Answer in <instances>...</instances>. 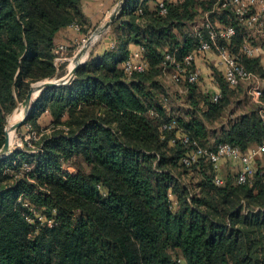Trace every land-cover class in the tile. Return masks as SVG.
<instances>
[{"label":"trees","instance_id":"obj_1","mask_svg":"<svg viewBox=\"0 0 264 264\" xmlns=\"http://www.w3.org/2000/svg\"><path fill=\"white\" fill-rule=\"evenodd\" d=\"M162 1L164 12L159 0H129L111 30L115 45L92 51L71 83L35 100L26 123L41 134L40 150L0 160V264H264L263 167L245 182L229 171L219 184L209 156L182 162L191 146L176 138L181 131L211 150L261 145L264 93L250 105L251 83L233 87L215 71L219 98L183 78V108L166 101L162 80L175 71L167 54L183 62L197 49L190 28L205 14L236 28L220 42L247 71L264 79V64L243 50L248 34L233 6ZM69 25L84 39L90 33L83 0H0V148L31 85L64 74L56 37ZM130 43L143 47L148 68L128 75ZM173 119L177 126L164 129Z\"/></svg>","mask_w":264,"mask_h":264},{"label":"built area","instance_id":"obj_2","mask_svg":"<svg viewBox=\"0 0 264 264\" xmlns=\"http://www.w3.org/2000/svg\"><path fill=\"white\" fill-rule=\"evenodd\" d=\"M223 6H233L236 13L244 24L248 27H256L259 29L264 28V0H223ZM160 6L165 11L164 2H160ZM141 10V9H140ZM77 26V25H76ZM78 27V26H77ZM206 29L209 38L205 39L203 30ZM238 34L236 28L232 25L222 26L213 22L209 14H205L200 21L195 23L194 35L201 39L200 44L194 52L184 56L183 62L176 59L175 55L169 53L166 55L165 63L167 62L175 65V71L172 78L175 82L179 83L183 78H187L190 82H198L202 76V70L197 66V57L199 54H206L214 51L219 55V63L223 69V74L226 81L231 86H237L241 81L251 83L250 91L254 94L256 100L261 102V97L264 93V87L261 85L262 79L253 74L243 66L237 55H235L228 45L220 42L221 40L231 41L234 36ZM85 40V39H84ZM68 50L66 44H61L56 48V62L62 63L65 58L64 52ZM243 50L250 56L263 53L264 48L260 45H252L246 42ZM123 68L128 75L134 72H141L148 68V61L144 56V49L132 51L129 58L123 62ZM220 96V92L215 93L213 99L216 101ZM261 114L264 117V108L261 109ZM177 126L176 120L173 119L163 126L164 129L171 130ZM176 138L181 140L186 145H190L182 162L190 165L199 161L203 156H209L214 162L217 170L220 169L222 160L231 159L240 164L238 175L239 182H245L255 172V161L258 156L264 154V143L256 147L250 148L246 152L241 151L238 147L230 143H220L215 150L208 149L201 146L197 141L191 140L186 134L181 131L176 133ZM172 139V142L176 141ZM32 168V167H31ZM223 178L217 176V183H223Z\"/></svg>","mask_w":264,"mask_h":264},{"label":"crops","instance_id":"obj_3","mask_svg":"<svg viewBox=\"0 0 264 264\" xmlns=\"http://www.w3.org/2000/svg\"><path fill=\"white\" fill-rule=\"evenodd\" d=\"M119 1L120 0H83V13L85 14V16L88 19L89 24H90L89 32L92 31L93 29L95 30L98 26L102 25L103 23H105L107 21V19L110 17L112 12L114 11L115 7L118 5ZM141 1L142 0H140V3H141ZM159 1H162V0H159ZM138 5H139V3H138ZM150 5L153 6L154 3H150ZM113 25L111 26V28L109 30H107L106 33H104L98 39L99 40L98 43H95L94 45H92V47L89 51V54H90V52L93 51L94 55L100 56L101 54H103V52L106 49L111 48L112 46L115 45L114 35L111 31ZM85 36L86 35L80 30L79 27H77L76 25H69L65 28H62L59 31V33L56 37V44H57V46H59L61 44H66L68 46V50L64 52V56L68 57L69 53L75 51L76 48H73V47H75V45L78 44L80 41H83ZM246 42H247V39L245 40V43ZM140 47L141 46L138 45L137 43H130L129 44V49L132 51H135V50L139 49ZM255 56L261 57L262 62L264 64V57H263L264 51H263V53L256 54ZM87 57L85 59H87ZM196 63H197V66H199L201 68L202 75H204V74L209 75L210 80H212V82L216 81L215 80V69H214V67H211L212 63H215L217 65V67L221 69V71L223 73V69L219 63V55L214 51H210L206 54H199L197 57ZM172 72L173 71L171 70V73ZM177 85H182V84L177 83ZM182 87H183V89L182 88L177 89L176 91L168 88L170 97H169V99H166V101L168 100L167 102L170 101L172 103V105H170V106H173V105L180 106L182 104L181 101L184 100V98L186 97V94H187V90L184 88L183 85H182ZM180 91L183 92V94H184L183 96L177 93ZM178 98H181V99L178 100ZM183 105H185L184 101H183ZM175 112H177V111H175ZM43 115H45V116L47 115V117H49V122L52 120V117H51L49 112H46ZM227 160L231 161L232 163L237 162V161H234L231 159L222 160L219 176H221L223 179H224V175L227 173V172L226 173L223 172V163L226 162Z\"/></svg>","mask_w":264,"mask_h":264},{"label":"rangeland","instance_id":"obj_4","mask_svg":"<svg viewBox=\"0 0 264 264\" xmlns=\"http://www.w3.org/2000/svg\"><path fill=\"white\" fill-rule=\"evenodd\" d=\"M213 22H215V21H213ZM217 24L221 25L220 23H217ZM242 24L244 25V27L247 30V34H248L247 42L251 43L253 45H258V46L260 45L261 47L264 48V28H262V29H259L256 27L250 28L246 24H244V23H242ZM93 31H94V29L92 31H90V33L87 35V37L85 39H87L92 34ZM194 31H195V24H193L192 27L190 28V32L193 35H194ZM99 38L94 39L93 45L95 43H98ZM84 41L85 40L80 41L78 44H76L75 47H73V48H76L75 51L71 52L67 57L68 59H65L64 62H62V64L64 65V74L63 75L68 73V71L70 69L71 59L76 55V53L79 52V50L81 49V47L84 44ZM89 55L87 54V56H88V57L86 56L87 59L89 58ZM211 67H214L215 71H218L223 75V73L221 72V69L218 68L215 63H212ZM172 74H173V72L171 73L170 69H166V71L164 72L162 80H163L165 86H167L169 89H172L174 91H176L177 89H181V88L183 89L182 85H177V83L173 80ZM63 75H61V76H63ZM57 77H60V76H57ZM54 78H56V77H54ZM51 79H53V78H51ZM199 85L204 90L209 91L212 94L220 92V88H219L217 82L216 81L212 82V80H210L209 75H207V74H204L201 76V79L199 81ZM261 85H263V87H264V79H262ZM177 93L182 95V96L184 95L183 92H181V91L177 92ZM248 95H249L248 97H249L250 101H252V102H250V105H252L253 102H258L256 100L254 94L250 91V87L248 88ZM179 99H181V98H178V100ZM22 101H18V104H17V107L15 108V110L18 108V105L21 104ZM181 102H182V104L180 105V107L184 108L185 106H183V100ZM166 105L169 106V104H167V102H166ZM168 111H170V110L168 109ZM173 114L177 115V112L173 113ZM170 115H172V114H170ZM39 122H40L41 126L46 127L49 124V117H47V115L46 116L42 115ZM9 123H10V114L7 117L6 127H8V130H9ZM31 128L32 127L25 122L17 130L13 129V136H12V138H10V139H12L10 141V143H11V147L14 149V151L27 150V151H30L31 153H36L40 150V148L38 147V145H39L38 142L41 141V134H39V132H37V131H31ZM33 166H34V163H30V162H24L23 163V169L26 171L31 170L33 168ZM70 166L73 167L72 164H70ZM259 167H263V169H264V154H261L255 161V170H257ZM237 169L240 170V164H238L237 162L232 163L231 161L227 160L226 162L223 163V172L224 173H226V172L228 173L229 171L235 172Z\"/></svg>","mask_w":264,"mask_h":264},{"label":"water","instance_id":"obj_5","mask_svg":"<svg viewBox=\"0 0 264 264\" xmlns=\"http://www.w3.org/2000/svg\"><path fill=\"white\" fill-rule=\"evenodd\" d=\"M128 1L129 0H120L107 21L98 26L92 32V34L87 39H85L83 46L75 56L74 66L69 69L67 74L53 79L38 81L31 85L25 99L21 102V104L18 105V107L22 106L24 110V116L21 120H19L12 126L14 130H17L28 120L32 112L35 100L45 89L67 85L75 79L78 68L87 61V59H85V55L89 54V51L94 43V39L101 37L104 33L107 32V30L111 28V26L119 18L121 12L126 8ZM14 111L10 114V116L14 113ZM8 131V127H6L5 142L4 145L0 148V160L7 159L14 152V149L11 147Z\"/></svg>","mask_w":264,"mask_h":264},{"label":"bare ground","instance_id":"obj_6","mask_svg":"<svg viewBox=\"0 0 264 264\" xmlns=\"http://www.w3.org/2000/svg\"><path fill=\"white\" fill-rule=\"evenodd\" d=\"M80 51V50H79ZM77 55V54H76ZM75 55V56H76ZM75 56L71 59V63H70V69L74 66V62H75ZM87 55H85L86 58ZM24 116V110L22 108V106H19L15 112L10 116V123H9V138H12L13 136V128L12 126L17 123L19 120H21ZM12 129V130H11ZM12 139H10L11 141Z\"/></svg>","mask_w":264,"mask_h":264}]
</instances>
